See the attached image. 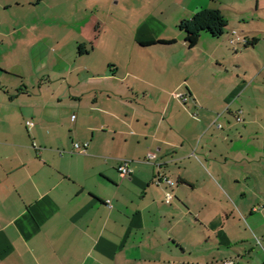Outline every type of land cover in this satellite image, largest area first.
<instances>
[{
  "label": "crops",
  "instance_id": "0c3cea01",
  "mask_svg": "<svg viewBox=\"0 0 264 264\" xmlns=\"http://www.w3.org/2000/svg\"><path fill=\"white\" fill-rule=\"evenodd\" d=\"M245 1L203 44L179 25L210 0H0V91L22 50L58 67L64 109L0 110V264H264V0Z\"/></svg>",
  "mask_w": 264,
  "mask_h": 264
},
{
  "label": "rangeland",
  "instance_id": "374dc122",
  "mask_svg": "<svg viewBox=\"0 0 264 264\" xmlns=\"http://www.w3.org/2000/svg\"><path fill=\"white\" fill-rule=\"evenodd\" d=\"M231 1L233 0H210L209 6L204 8L222 9L228 19L236 20L238 15H240L238 7L248 5V1L241 0L245 1V3L240 2V4H232ZM249 12L247 10L244 13ZM116 16L122 23L119 25L126 27L125 19L121 18L123 16L120 14ZM206 40L214 39L208 34H203L200 43L204 44ZM17 54L20 59L17 60L18 63L12 65L11 71L13 74H5L2 76L3 84L7 85L2 89L8 87L13 91L7 94L10 97L5 96L3 90L0 91V110H64L56 105L57 101L49 100L54 89L58 86L57 82H54L53 85H47L45 83L49 77L53 79L59 78L58 67H55L54 63L51 62L45 68H42L41 66H37L39 65L38 60L33 58L31 61L29 60L27 52L17 50ZM40 87L43 88L42 92ZM44 99L49 100V105L46 106L47 109H44V104L41 102V100L45 101Z\"/></svg>",
  "mask_w": 264,
  "mask_h": 264
},
{
  "label": "trees",
  "instance_id": "16d2710c",
  "mask_svg": "<svg viewBox=\"0 0 264 264\" xmlns=\"http://www.w3.org/2000/svg\"><path fill=\"white\" fill-rule=\"evenodd\" d=\"M228 19L222 9L200 8L192 18L180 23L179 29L189 41H197L203 34L221 39L226 34ZM83 54V46H80Z\"/></svg>",
  "mask_w": 264,
  "mask_h": 264
},
{
  "label": "built area",
  "instance_id": "2783aa9c",
  "mask_svg": "<svg viewBox=\"0 0 264 264\" xmlns=\"http://www.w3.org/2000/svg\"><path fill=\"white\" fill-rule=\"evenodd\" d=\"M232 36H233V38L231 39L232 44H234V45L237 43H245L246 44V39L241 34H239L237 31H232ZM73 119H75V117ZM28 126L32 127V126H34V124L32 122H30V123H28ZM88 146H89L88 143L83 144V145L76 143V144H74V149L77 151H80V152H85L87 150ZM118 171L122 177H129L132 173V170L130 169V162L129 161L122 162L118 168ZM168 183L170 185L173 184L171 182H168ZM173 199H174V197L172 194H170V193L166 194V199H165L166 204H171ZM224 264H236V263L232 260H227L224 262Z\"/></svg>",
  "mask_w": 264,
  "mask_h": 264
}]
</instances>
